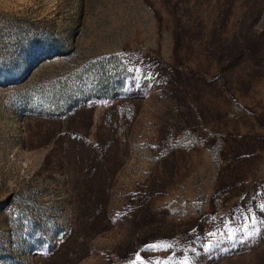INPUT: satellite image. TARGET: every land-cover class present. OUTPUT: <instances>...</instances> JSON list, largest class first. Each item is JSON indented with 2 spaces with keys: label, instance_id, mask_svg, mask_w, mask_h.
Segmentation results:
<instances>
[{
  "label": "rangeland",
  "instance_id": "rangeland-1",
  "mask_svg": "<svg viewBox=\"0 0 264 264\" xmlns=\"http://www.w3.org/2000/svg\"><path fill=\"white\" fill-rule=\"evenodd\" d=\"M185 262L264 264V0H0V264Z\"/></svg>",
  "mask_w": 264,
  "mask_h": 264
},
{
  "label": "trees",
  "instance_id": "trees-1",
  "mask_svg": "<svg viewBox=\"0 0 264 264\" xmlns=\"http://www.w3.org/2000/svg\"><path fill=\"white\" fill-rule=\"evenodd\" d=\"M248 51H249L248 49L245 51V58H246L248 61H250L252 64L255 65V61H254V59L252 58V54H250ZM197 248H198V245H193L191 242H188V245H187V247H186V250H187V251H192V252H194L195 250H197Z\"/></svg>",
  "mask_w": 264,
  "mask_h": 264
},
{
  "label": "snow or ice",
  "instance_id": "snow-or-ice-1",
  "mask_svg": "<svg viewBox=\"0 0 264 264\" xmlns=\"http://www.w3.org/2000/svg\"><path fill=\"white\" fill-rule=\"evenodd\" d=\"M252 223L255 224V217L254 216L252 217ZM149 247L152 249H156L158 246L157 245H150ZM168 247H171V245H168ZM137 260H140L139 255H137ZM185 264H187V262H185Z\"/></svg>",
  "mask_w": 264,
  "mask_h": 264
}]
</instances>
